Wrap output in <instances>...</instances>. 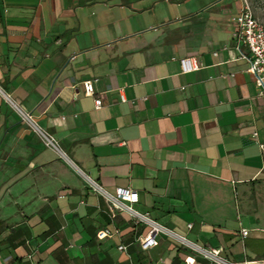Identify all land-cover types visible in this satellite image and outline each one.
I'll return each instance as SVG.
<instances>
[{
    "label": "crops",
    "instance_id": "0c3cea01",
    "mask_svg": "<svg viewBox=\"0 0 264 264\" xmlns=\"http://www.w3.org/2000/svg\"><path fill=\"white\" fill-rule=\"evenodd\" d=\"M239 7L0 0V264H211L179 236L264 264V97L232 47ZM183 56L201 68L182 74ZM86 176L136 191L153 223L111 211Z\"/></svg>",
    "mask_w": 264,
    "mask_h": 264
},
{
    "label": "built area",
    "instance_id": "2783aa9c",
    "mask_svg": "<svg viewBox=\"0 0 264 264\" xmlns=\"http://www.w3.org/2000/svg\"><path fill=\"white\" fill-rule=\"evenodd\" d=\"M228 1V0H225ZM240 4L237 14L231 17L233 29L231 31L232 47L238 52L240 58H243L248 63L247 71L253 75L254 84L257 90V95L264 97V24L256 17L250 0H235ZM217 55V52L213 53ZM180 72L182 74L197 71L201 68L200 61L195 56H183L178 59ZM94 80H84L82 85L84 93L88 96L94 94L93 88ZM125 100L124 97H121ZM14 109L19 114L21 119L26 122L41 138L44 144L50 148L59 151L55 139L42 131L33 118V115L29 112H25L13 102ZM94 105L96 108L102 106L101 98H94ZM63 155V154H62ZM87 182L91 185L94 191L100 194L108 203L111 211H125L130 215L136 217L138 220H142L147 223H153L152 220L145 214L139 213L133 204L138 202V194L136 191L129 188H116L114 193H109L98 186L93 180L86 176ZM114 233H118L115 229L111 232L107 228H103L97 231L96 236L99 239L111 236ZM157 229L152 227L140 242L142 250H146L156 244L155 236ZM241 235L245 237L247 230L242 228ZM183 244H186L193 249L199 251L207 259L211 261V264H248V263H236L227 260L220 255V249H205L199 246L189 243L184 237H177ZM119 250H124V246H118ZM186 264H192L189 262V258L185 259Z\"/></svg>",
    "mask_w": 264,
    "mask_h": 264
},
{
    "label": "rangeland",
    "instance_id": "374dc122",
    "mask_svg": "<svg viewBox=\"0 0 264 264\" xmlns=\"http://www.w3.org/2000/svg\"><path fill=\"white\" fill-rule=\"evenodd\" d=\"M256 17L264 24V0H250Z\"/></svg>",
    "mask_w": 264,
    "mask_h": 264
}]
</instances>
